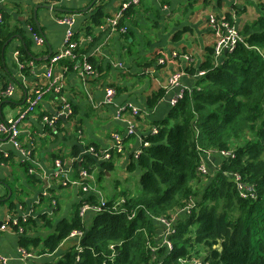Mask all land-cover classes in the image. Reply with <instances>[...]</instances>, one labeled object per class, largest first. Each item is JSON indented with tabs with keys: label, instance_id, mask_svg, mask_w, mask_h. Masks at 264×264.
<instances>
[{
	"label": "trees",
	"instance_id": "16d2710c",
	"mask_svg": "<svg viewBox=\"0 0 264 264\" xmlns=\"http://www.w3.org/2000/svg\"><path fill=\"white\" fill-rule=\"evenodd\" d=\"M108 1L98 0L93 7L91 19L97 26L109 16L104 9ZM139 2H125L129 5L116 23L115 31L126 28V33L119 32L126 39L131 31L125 24L137 14ZM15 7L14 19L0 11V58L6 46L20 38L17 61L27 75L29 61L34 62L39 55L17 25L19 16L24 15L18 3ZM255 10L250 20L245 17L238 26L230 13H212L218 22L234 25L241 41L217 60L211 45L205 48L201 62L185 64V73L204 74L191 88L183 90L163 120L141 127L137 149L129 151L125 146L137 135L133 131L122 138L121 152L114 148L99 150L96 144H89L82 150L72 146L67 155H51L54 168L55 161H59L70 180H81L82 186L93 184V170L102 169L97 177L101 181L106 178L103 170L110 172L114 168V157L124 158L122 170L138 176L135 194L106 195L100 189L102 194L84 192L79 186L75 188L79 200L67 217L57 219L60 205L53 193L48 201L53 215L19 218L16 223L12 219L16 204L22 203L19 191L6 201L0 198V205L7 204L11 214L5 226L19 234L18 245L24 252L35 256L58 253L55 261L40 264H190L196 260L206 264H264V0H255ZM26 13L22 25L28 24L38 35L32 8ZM179 35L175 34L174 40ZM72 42L76 44V60L60 61L70 68L81 61L83 54L77 33ZM6 87L3 83L2 92ZM110 87L114 93H122L120 86ZM34 91L26 100L34 96ZM163 93L158 90L151 94L147 107L152 109ZM67 121L73 124L65 131L72 132L68 138L71 141L80 130V121L74 112ZM60 124L63 123L56 119L53 125ZM45 132L53 139L57 135L51 126H45ZM17 141L21 148L20 137ZM90 148L96 157L82 154ZM229 151L232 158L221 156V152ZM33 152L34 148L29 150L30 159ZM208 152H216L221 162L214 171L207 172L205 168L201 172L202 156ZM106 154L110 158L103 160ZM10 161V157H0V164ZM18 168L26 184L41 185L35 176L40 171L30 161L20 163ZM81 170L89 174V180L80 178ZM53 178L57 187H69L63 186L58 176ZM83 206L95 210L88 220L80 214ZM174 216L173 233L166 239L169 248L163 240L164 225L160 221L169 222ZM73 233L77 235L71 236Z\"/></svg>",
	"mask_w": 264,
	"mask_h": 264
},
{
	"label": "crops",
	"instance_id": "0c3cea01",
	"mask_svg": "<svg viewBox=\"0 0 264 264\" xmlns=\"http://www.w3.org/2000/svg\"><path fill=\"white\" fill-rule=\"evenodd\" d=\"M129 1L109 0L104 8L109 16L97 26L91 16L98 0H0V11L13 19L17 17V3L25 17L29 7L33 13L34 7L41 6L37 9L36 19L40 31L38 35L43 38L42 44L37 46L32 27L25 23L22 25L25 17L19 16L17 25L21 27L23 36L31 40L32 49L39 56L32 64L29 61L28 74L25 75L17 61V49L22 44L20 38H14L2 51L0 95L4 92L1 90L3 83L7 89L11 87L13 93L10 97H0V120L15 118L24 109V102L33 89L47 82L44 74L48 61L44 58L49 50L55 53L63 45L67 27L61 23L62 19H73L72 30L78 34L83 52L81 61L77 60L71 68L62 62L54 67V75L61 76L60 93L44 95L34 112L19 127L21 149L29 153L34 148L32 158L29 153L27 161L39 169L40 173L35 176L41 180V185L26 184L22 170L18 168L24 162V157L5 138L0 137V157L11 158L10 164H0V198L6 201L19 191L22 199V203H17L13 210L14 219L53 215L48 202L53 193L60 205L57 219L67 217L74 202L79 200L75 189L79 186L68 183L67 188L57 187L51 155L58 152L67 155L72 146L82 150L83 146L89 144H96L99 150L110 149L114 143L113 136L126 137L130 124L137 135L125 146L129 151L137 149L141 142V127L145 129L146 124L163 120L172 107L170 100L182 90L191 88L197 79V75L184 72L187 62L183 56L190 57L193 65L198 64L205 57V48L213 45L214 37L207 25L208 15L230 13L238 26L245 17L250 20L256 13L255 0H140L135 7L137 14L125 24L131 31L126 39L108 26L107 18ZM238 9L240 12L237 13ZM177 33L180 35L174 40ZM172 53L178 56L171 58ZM164 58L168 60L160 64L159 60ZM84 64L91 66V72L83 69ZM177 71L183 73L179 86L168 87V78ZM111 85L120 86L122 93H115L111 103L105 104L106 90L111 89ZM158 90H163V96L149 109L147 99ZM129 106L136 108L139 116L133 115L128 110ZM67 109L69 115L74 112L80 121V130L71 141L68 138L73 136L72 132H65L67 127L73 126L67 121ZM41 114L45 116L40 119ZM61 116L63 118L60 119ZM48 117L63 123L51 126L57 134L55 139L45 132V126L50 127L44 121ZM120 160L123 165L125 159ZM202 162L207 172H212L219 166L221 158L216 152H208L202 156ZM100 170L97 168L90 173L94 179L88 187L95 192L100 191L98 185L102 181L97 180ZM103 172L106 178L110 176V172ZM7 211V204L0 205V256L6 258L8 264L53 262V256L57 259L58 253L53 256H35L31 253V258H23L19 253V234L9 227L1 229L5 219L11 215ZM93 213L87 211L83 218L88 220Z\"/></svg>",
	"mask_w": 264,
	"mask_h": 264
},
{
	"label": "built area",
	"instance_id": "2783aa9c",
	"mask_svg": "<svg viewBox=\"0 0 264 264\" xmlns=\"http://www.w3.org/2000/svg\"><path fill=\"white\" fill-rule=\"evenodd\" d=\"M129 2L131 4H136L138 2V0H130ZM128 5H129V3H123L120 6V8L118 9V11L114 15H112V17L107 18V24L109 27H111L115 30L116 23L119 21V19L122 16V10L125 9L126 7H128ZM0 20H1V17H0ZM61 23L67 27L66 32H65V36H64V42H63L62 47L57 52H55L48 60V65L46 67V71L44 74V77L47 80L46 84L44 85V87H40L34 91V96L31 99L26 100V107L15 118L8 119V120H0V137L5 138L6 141H8L11 145H13L15 148H17L21 152V155L24 157L23 158L24 161H27L29 159V153L22 150L19 147V144L17 141V139L20 135L19 127H20L21 122L24 121L29 114L34 112V110L39 105V103H41L44 95H46V94L58 95L60 93L61 76H55L54 75V73H53L54 67L62 60H71V61L76 60L75 54L73 53V51L76 48V44L72 42L73 37H74V32L72 30L74 21L72 18H65V19H62ZM207 24H208L210 31H212L214 34L213 35V37H214L213 49H214L215 60H217L219 57H221L223 55L224 51H226V52L233 51V49L236 47L237 43L241 41V38L238 35L237 29L235 28L234 25H231L229 22H226V21L218 22L212 13L208 15ZM118 32L126 33V28H121ZM34 41H35L36 45L39 46L42 44L43 38L34 33ZM177 56H178V54L172 53V55L170 57L175 58ZM183 58L186 62L191 61V59L188 56H183ZM166 60H168V59H166ZM159 63L164 64V61L159 60ZM30 64H32V61H30ZM19 65H20V68L22 69L23 65H21V64H19ZM83 69L87 73L91 72V70H92L91 66L88 64H84ZM203 74H204L203 72H200L197 74V76H201ZM182 76H183V73L181 71L174 72L168 78L167 86L168 87L179 86ZM182 92H183V90L181 92L177 93L170 100L171 106H174L176 104L177 100H179L182 97ZM3 93L5 96L3 95ZM3 93H2L3 97H10L13 93V89L10 87V88L6 89ZM114 94L115 93L112 89L106 90L105 104L111 103ZM128 110L135 116H139V114H140L136 108H132L129 106ZM67 113L68 114H66V115H69V113H70V111L68 109H67ZM55 120H56V118H52V119L45 118L44 119V121L49 126H53ZM132 132H133V125L130 124L129 127L127 128V134H131ZM113 138H114V143H113L112 148H114L116 152H121L122 151V144H121L122 138H121V136L116 134L113 136ZM82 154H89L93 157L97 156V154L95 153V151L92 148L84 151ZM221 156L225 157V158H228V157L232 158L233 154L231 152H221ZM109 158H110V156L108 154H106L103 156L102 159L108 160ZM55 168H56V174L55 175L61 179V184L63 186H66L68 183H70V184L75 183L78 186H82L81 180L71 182V180L68 179V175L66 174V172H64L65 170H63L59 161H55ZM199 170L201 172H205V167L203 165H201ZM79 176L81 179H87V180L90 179V176L87 174V172H85L83 170L80 171ZM82 189L84 192L92 191L88 186H82ZM93 210H94V208H90L88 206H83L81 208L80 214L83 215L87 211L92 212ZM99 210L100 209L98 208V211ZM186 212H188V211H186ZM23 219H26V218H23ZM12 220H13V223H16V221L18 219L13 218ZM175 220H176V217L174 216L173 219L169 222L165 221V220L160 221L164 225V232L162 234L164 242L173 233L172 225H173V222ZM8 221H10V217H7L5 219L4 223L1 225V229H4L6 227L5 223ZM76 235H77V233L72 234V236H76ZM165 243L170 248L169 243L168 242H165ZM19 253L23 258H28V259L31 258V255L24 252V250H22L21 248L19 249ZM0 264H8L7 259L0 256ZM190 264H206V263H204L201 260H196V261L191 262Z\"/></svg>",
	"mask_w": 264,
	"mask_h": 264
},
{
	"label": "rangeland",
	"instance_id": "374dc122",
	"mask_svg": "<svg viewBox=\"0 0 264 264\" xmlns=\"http://www.w3.org/2000/svg\"><path fill=\"white\" fill-rule=\"evenodd\" d=\"M160 60H163L164 62L166 61L165 58ZM113 163L114 168L110 171V176L101 180L102 182L98 185V189L103 190L106 195H111L116 192H118L117 194H121L123 192L135 194L138 190V176L135 174L132 176L126 174L121 168V160L119 158L114 157ZM96 175H94L95 178ZM55 259V256L51 258L52 261Z\"/></svg>",
	"mask_w": 264,
	"mask_h": 264
},
{
	"label": "water",
	"instance_id": "95a60500",
	"mask_svg": "<svg viewBox=\"0 0 264 264\" xmlns=\"http://www.w3.org/2000/svg\"><path fill=\"white\" fill-rule=\"evenodd\" d=\"M40 7H41V6H36V7H34V9H33V18H34V20H35V22H36V25H38V24H37V19H36V13H37V9L40 8ZM224 53H226V51H224ZM52 54H53L52 51L49 50L48 54L45 56L44 59H45V60L49 59V58L52 56ZM61 118H63V116H61L60 119H61ZM133 131H135V130H133Z\"/></svg>",
	"mask_w": 264,
	"mask_h": 264
},
{
	"label": "bare ground",
	"instance_id": "6f19581e",
	"mask_svg": "<svg viewBox=\"0 0 264 264\" xmlns=\"http://www.w3.org/2000/svg\"><path fill=\"white\" fill-rule=\"evenodd\" d=\"M165 242H167V241H165Z\"/></svg>",
	"mask_w": 264,
	"mask_h": 264
}]
</instances>
